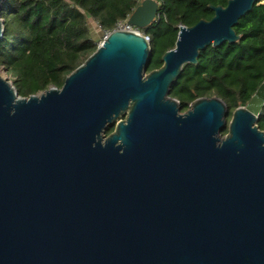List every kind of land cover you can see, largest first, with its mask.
I'll use <instances>...</instances> for the list:
<instances>
[{
    "label": "water",
    "instance_id": "water-1",
    "mask_svg": "<svg viewBox=\"0 0 264 264\" xmlns=\"http://www.w3.org/2000/svg\"><path fill=\"white\" fill-rule=\"evenodd\" d=\"M257 2L210 5L150 72V42L116 29L61 88L25 97L0 75V264H264V81L229 122L218 96H170Z\"/></svg>",
    "mask_w": 264,
    "mask_h": 264
},
{
    "label": "trees",
    "instance_id": "trees-1",
    "mask_svg": "<svg viewBox=\"0 0 264 264\" xmlns=\"http://www.w3.org/2000/svg\"><path fill=\"white\" fill-rule=\"evenodd\" d=\"M141 0H5L4 35L0 39V67L21 96L62 87L65 78L97 48L90 20L112 29L134 12ZM160 19L143 27L150 36L147 72L163 65V55L176 45L180 26L211 19L210 5L228 0H156ZM264 2V0H263ZM239 40L207 46L196 64L183 67L170 90L181 111L201 97L218 96L233 111L249 102L264 81V3H255L234 26ZM264 130V109L258 119ZM115 125L107 129L110 134ZM228 126L222 130L227 134Z\"/></svg>",
    "mask_w": 264,
    "mask_h": 264
},
{
    "label": "built area",
    "instance_id": "built-area-1",
    "mask_svg": "<svg viewBox=\"0 0 264 264\" xmlns=\"http://www.w3.org/2000/svg\"><path fill=\"white\" fill-rule=\"evenodd\" d=\"M159 19H160V13L156 17V21H158ZM97 25L102 31L103 41L116 29L125 30V31H134V32L140 33L146 38L148 42L151 41L150 36L142 28L129 23V16L125 19L118 20L112 29H102L100 24L97 23Z\"/></svg>",
    "mask_w": 264,
    "mask_h": 264
},
{
    "label": "rangeland",
    "instance_id": "rangeland-1",
    "mask_svg": "<svg viewBox=\"0 0 264 264\" xmlns=\"http://www.w3.org/2000/svg\"><path fill=\"white\" fill-rule=\"evenodd\" d=\"M144 0H141L140 2L142 3ZM140 3V4H141ZM139 4V5H140ZM90 25L92 26V30H93V36H94V39L98 42V44L100 45L102 42H103V34H102V31L101 29L99 28V26L97 25V23H94L93 20H90ZM0 72H1V75L5 78H7V74L5 72V70L3 69V67H0ZM9 79V77H8ZM11 80V79H9ZM125 115H122L120 116V118H123L125 119Z\"/></svg>",
    "mask_w": 264,
    "mask_h": 264
},
{
    "label": "bare ground",
    "instance_id": "bare-ground-1",
    "mask_svg": "<svg viewBox=\"0 0 264 264\" xmlns=\"http://www.w3.org/2000/svg\"><path fill=\"white\" fill-rule=\"evenodd\" d=\"M0 75H1V72H0Z\"/></svg>",
    "mask_w": 264,
    "mask_h": 264
}]
</instances>
